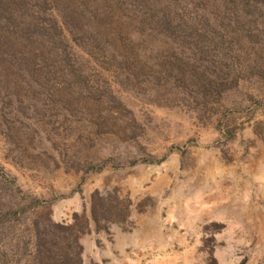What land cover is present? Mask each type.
Returning <instances> with one entry per match:
<instances>
[{"label":"rangeland","instance_id":"1","mask_svg":"<svg viewBox=\"0 0 264 264\" xmlns=\"http://www.w3.org/2000/svg\"><path fill=\"white\" fill-rule=\"evenodd\" d=\"M261 13V33L244 40L226 25L234 17L184 15L208 40L189 30L160 61L171 47L146 31L137 79L67 30L72 65L94 91L85 99L67 85L72 73L57 79L52 57L46 65L20 29L8 31L21 61L0 79L10 81L0 91V264H264ZM29 68L50 73L76 107L34 95L18 72Z\"/></svg>","mask_w":264,"mask_h":264},{"label":"trees","instance_id":"2","mask_svg":"<svg viewBox=\"0 0 264 264\" xmlns=\"http://www.w3.org/2000/svg\"><path fill=\"white\" fill-rule=\"evenodd\" d=\"M19 1L26 4L27 18L25 20L19 18V14L17 15ZM35 3H38L39 9L30 8L28 6L31 5L30 0H0V24L4 25L0 26V66H2L0 79L4 78L8 64H11L14 58L20 60L16 44L12 41L14 34L8 32L16 33L20 29L27 39L25 43L29 45V49L31 51L35 49L32 45L36 44L41 52L40 57H43L46 65H48V58L52 57L56 65L57 79L65 78L64 73H72L69 78L71 86L67 85L72 92L75 90V97L78 93L77 98L83 99L92 96L94 91L91 85L87 84L85 74L72 65L70 44H66V41L70 40L69 35L66 34L67 30L71 39L93 57L107 55L108 61L118 62L129 76L132 75L134 79H137L146 75L148 70L143 64L144 56L147 54L142 51L145 50L143 48L140 51L137 50L145 45H151L150 43L141 44L142 40L139 39V36L146 31L150 32L146 42L152 36L154 40L161 41V45L171 47L168 51L161 52L162 55L157 54L160 61V56L167 57L165 53L175 55L174 48L172 49L175 39H182V43L188 41L186 37L190 34L192 24L185 19L184 15L200 14L205 17L220 15L228 16L229 19L234 17V21H228L226 25L239 28L240 30H230L245 33L244 36L235 34L240 40H244L245 36L253 33L251 29H254L255 34L261 33L260 17L257 22L255 16L264 11V0H35ZM9 6L8 11L6 8ZM12 6L16 10L15 8L13 10ZM241 17L245 21L241 20ZM209 21L210 19L206 20L208 23ZM11 25L14 29H11ZM192 32L196 34V39L202 42L208 40V36L201 33L200 35L199 31ZM201 51L203 52V47ZM177 60L181 58L176 57ZM79 63L82 64L81 60ZM28 70L20 69L18 72L22 75V79L27 80V87L33 91L34 95L44 94L49 99L47 103L53 106L74 107L76 105L77 100L69 101L71 95L62 91L60 97L51 89L50 73L47 74L46 71L42 72L38 69ZM11 71L15 70L11 69ZM176 75L178 77V73ZM9 86L10 81L5 86L0 85V91L2 88L8 89ZM22 89H19L16 94ZM23 100L24 97L14 96L11 101H19L21 104ZM42 103L36 100V107H41ZM144 161L149 162L147 159ZM58 196L57 192H52L53 198ZM34 200L37 203L40 202L37 198ZM65 259L67 260V257Z\"/></svg>","mask_w":264,"mask_h":264}]
</instances>
